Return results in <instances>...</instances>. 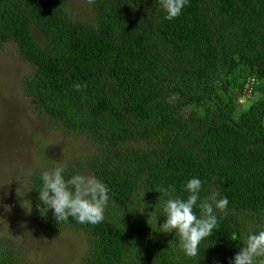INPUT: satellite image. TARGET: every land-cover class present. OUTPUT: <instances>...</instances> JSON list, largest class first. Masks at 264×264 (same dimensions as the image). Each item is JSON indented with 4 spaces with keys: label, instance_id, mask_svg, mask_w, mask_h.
<instances>
[{
    "label": "trees",
    "instance_id": "1",
    "mask_svg": "<svg viewBox=\"0 0 264 264\" xmlns=\"http://www.w3.org/2000/svg\"><path fill=\"white\" fill-rule=\"evenodd\" d=\"M93 12L89 20L64 0H0V49L13 42L32 67L25 95L95 143L69 169L91 171L112 201L101 224L58 223L40 215L33 189L35 220L83 231V264H230L264 227V0H190L171 21L159 0H93ZM193 176L202 197L218 192L229 205L190 258L150 215L166 199L162 186L186 197ZM0 264L21 263L0 253Z\"/></svg>",
    "mask_w": 264,
    "mask_h": 264
},
{
    "label": "rangeland",
    "instance_id": "2",
    "mask_svg": "<svg viewBox=\"0 0 264 264\" xmlns=\"http://www.w3.org/2000/svg\"><path fill=\"white\" fill-rule=\"evenodd\" d=\"M64 1L73 16L93 19V0ZM31 73L13 42L0 49V253L12 254L21 264H83L86 234L59 224L43 229L28 191L33 174L54 161L85 158L95 143L70 136L47 113L35 111L23 91Z\"/></svg>",
    "mask_w": 264,
    "mask_h": 264
},
{
    "label": "clouds",
    "instance_id": "3",
    "mask_svg": "<svg viewBox=\"0 0 264 264\" xmlns=\"http://www.w3.org/2000/svg\"><path fill=\"white\" fill-rule=\"evenodd\" d=\"M159 4L163 18L171 21L182 14L190 0H159ZM76 87L79 89L82 85ZM54 162V167L41 171L39 187L28 191L35 189L38 192L40 215L47 217L51 211L58 223L69 218L84 225L103 223L112 202L108 185L87 170L73 168L70 171L69 164L63 159ZM203 185L204 181L197 176L188 179L182 188L187 193L186 197L176 194L175 185L162 186L158 192L160 198L166 199L162 208H155L150 215L158 226V232L174 233L179 248L190 258L199 255L202 241L219 226L222 216L217 213H226L229 205L228 198L218 192L202 197ZM196 209H199V214ZM160 216L164 217V222L158 225ZM230 264H264V227L247 234Z\"/></svg>",
    "mask_w": 264,
    "mask_h": 264
},
{
    "label": "built area",
    "instance_id": "4",
    "mask_svg": "<svg viewBox=\"0 0 264 264\" xmlns=\"http://www.w3.org/2000/svg\"><path fill=\"white\" fill-rule=\"evenodd\" d=\"M253 86V81L249 82L246 86V92L247 93H250L251 92V88Z\"/></svg>",
    "mask_w": 264,
    "mask_h": 264
}]
</instances>
